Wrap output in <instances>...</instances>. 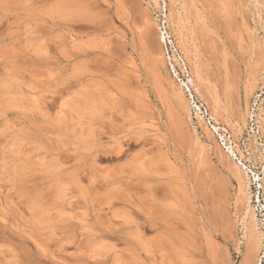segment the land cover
Masks as SVG:
<instances>
[{"label": "rangeland", "instance_id": "1", "mask_svg": "<svg viewBox=\"0 0 264 264\" xmlns=\"http://www.w3.org/2000/svg\"><path fill=\"white\" fill-rule=\"evenodd\" d=\"M167 6L195 90L264 174V0ZM161 34L143 0H0V264H264L252 177L193 118Z\"/></svg>", "mask_w": 264, "mask_h": 264}, {"label": "built area", "instance_id": "2", "mask_svg": "<svg viewBox=\"0 0 264 264\" xmlns=\"http://www.w3.org/2000/svg\"><path fill=\"white\" fill-rule=\"evenodd\" d=\"M143 2L147 5L149 10L153 12V15L159 22V26L165 36L163 41L165 57L173 75L178 79L187 96L193 118L196 122L202 121L205 125L209 126L213 132L219 136L226 147H232L230 139L231 134L218 124L208 106L202 101L195 90L191 69L186 58L176 46L173 35L168 27L167 0H143ZM260 105V98L258 96L254 98L249 108V123L252 126L254 134L260 133ZM237 157H240V159L242 158L241 161L243 165L246 166L252 177L250 183L251 199L256 214L259 216L264 226V174L261 173L254 164L248 162L245 157L241 155H237Z\"/></svg>", "mask_w": 264, "mask_h": 264}, {"label": "bare ground", "instance_id": "3", "mask_svg": "<svg viewBox=\"0 0 264 264\" xmlns=\"http://www.w3.org/2000/svg\"><path fill=\"white\" fill-rule=\"evenodd\" d=\"M183 10V9H182ZM180 27V26H179ZM183 28V27H182ZM183 38H184V35H183ZM161 39L164 41V39H165V36L163 35V34H161ZM262 110V109H261ZM264 110V109H263ZM229 148V151L234 155V157L236 158V160H238L240 163H241V165H243V162L241 161L242 160V158L240 159V157H237V155H236V153H235V150H234V148H233V146L232 147H228ZM232 155V156H233ZM239 158V159H238ZM244 166V168H246V166L245 165H243ZM240 169V168H239ZM247 169V168H246ZM241 170V169H240ZM249 171V170H248ZM245 172H247V171H245ZM248 175V174H247ZM249 176V175H248ZM243 178V177H242ZM244 179V178H243ZM244 182V181H243ZM243 185H242V191H243V193H244V195H248L247 194V187H246V185H244V183H242ZM248 201H249V203H250V195L248 196ZM252 204H249L248 205V212H251V210H252V207L253 206H251ZM254 211V210H253ZM251 213H253L252 215H249L250 217V227L249 228H251V230H252V232H253V236H255V238L257 239V241H258V243H259V240H261V234H259V231H258V227H257V218L255 217V213L254 212H251Z\"/></svg>", "mask_w": 264, "mask_h": 264}]
</instances>
